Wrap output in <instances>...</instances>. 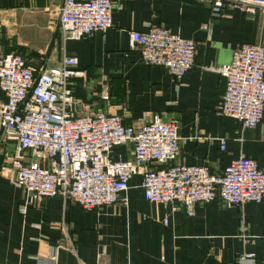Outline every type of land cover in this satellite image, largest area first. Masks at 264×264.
Masks as SVG:
<instances>
[{
  "label": "crops",
  "instance_id": "crops-1",
  "mask_svg": "<svg viewBox=\"0 0 264 264\" xmlns=\"http://www.w3.org/2000/svg\"><path fill=\"white\" fill-rule=\"evenodd\" d=\"M63 2L0 0V54L17 52L28 64L46 68L63 55L75 56L84 74L73 86L85 106L82 112L121 114L123 123L134 127L155 114L176 120L177 163L220 174L243 155L264 169V110L254 128L218 114L224 79L209 68L228 63L242 43L264 44V12L226 5L213 15L209 4L199 0H112L110 28L64 39L58 27ZM153 26L197 42L194 66L180 81L163 66L144 63L129 44L131 30ZM103 94L108 100H102ZM131 151V143H123L111 157L131 158ZM14 152L15 143L0 136V264H46L53 248L57 264H78L77 258L84 264H236L240 253H253L256 264H264V200L240 206L217 199L197 202L188 214L181 204L146 200L142 176L136 173L115 204L86 210L60 195L32 201L11 181L13 167L7 160Z\"/></svg>",
  "mask_w": 264,
  "mask_h": 264
},
{
  "label": "built area",
  "instance_id": "built-area-1",
  "mask_svg": "<svg viewBox=\"0 0 264 264\" xmlns=\"http://www.w3.org/2000/svg\"><path fill=\"white\" fill-rule=\"evenodd\" d=\"M199 1L209 4L213 15L226 5L251 14L264 12V0ZM112 8V0H64L58 17L62 37L80 39L106 31L112 26ZM129 44L144 63L163 66L178 81L195 63L197 42L163 26L131 30ZM77 63L75 56L63 55L56 66L35 67L20 53L0 54V136L15 143L7 160L13 167L11 181L32 201L60 195L86 210L115 204L136 173L142 176L146 200L181 204L188 214L197 202L217 199L225 206H240L264 200V169L250 157L239 156L220 174L177 163L176 120L155 114L134 127L123 123L121 114L83 113L85 106L73 90L74 80L84 75ZM209 68L224 79L216 112L237 119L244 128L257 126L264 110V44L242 43L228 63ZM127 142L131 158L113 159V148ZM225 143V137L219 138L221 150ZM19 212H25V204ZM69 249L76 256L72 244ZM44 261L57 264L55 248ZM236 264H256L255 255L240 253Z\"/></svg>",
  "mask_w": 264,
  "mask_h": 264
}]
</instances>
